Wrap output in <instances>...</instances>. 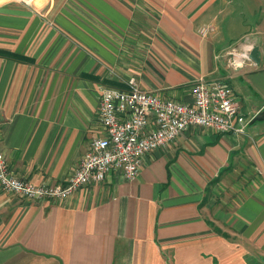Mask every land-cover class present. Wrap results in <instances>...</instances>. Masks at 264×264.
<instances>
[{
  "label": "crops",
  "instance_id": "0c3cea01",
  "mask_svg": "<svg viewBox=\"0 0 264 264\" xmlns=\"http://www.w3.org/2000/svg\"><path fill=\"white\" fill-rule=\"evenodd\" d=\"M245 39L255 49L241 61ZM131 79L180 102L221 80L246 132L194 126L135 180L111 171L64 200L0 185V264H264V0H0L1 148L15 176L65 183L103 135L99 89Z\"/></svg>",
  "mask_w": 264,
  "mask_h": 264
},
{
  "label": "built area",
  "instance_id": "2783aa9c",
  "mask_svg": "<svg viewBox=\"0 0 264 264\" xmlns=\"http://www.w3.org/2000/svg\"><path fill=\"white\" fill-rule=\"evenodd\" d=\"M214 30L212 25H205L199 34L206 38ZM248 41L245 39L242 47L235 50L241 61L250 60L255 49ZM128 85V89H99L98 116L103 135L92 140L78 169L60 185H35L15 176L1 148L0 127V185L26 200L68 199L84 186L101 184L111 171L121 172L127 181L135 180L149 154L165 148L194 126L236 135L244 134L250 122L234 89L221 80L193 84L192 102L162 99L141 90L135 79Z\"/></svg>",
  "mask_w": 264,
  "mask_h": 264
}]
</instances>
